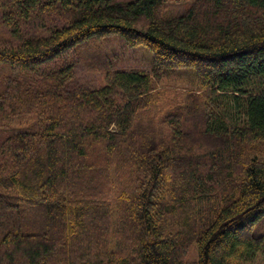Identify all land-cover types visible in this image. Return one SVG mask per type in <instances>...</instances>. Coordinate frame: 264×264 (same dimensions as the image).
Segmentation results:
<instances>
[{"label":"trees","instance_id":"16d2710c","mask_svg":"<svg viewBox=\"0 0 264 264\" xmlns=\"http://www.w3.org/2000/svg\"><path fill=\"white\" fill-rule=\"evenodd\" d=\"M1 69L0 264H264V0H0Z\"/></svg>","mask_w":264,"mask_h":264},{"label":"rangeland","instance_id":"374dc122","mask_svg":"<svg viewBox=\"0 0 264 264\" xmlns=\"http://www.w3.org/2000/svg\"><path fill=\"white\" fill-rule=\"evenodd\" d=\"M133 0H112V2H130ZM90 46L97 52L101 51L110 61L115 70L139 69L145 72L150 70L151 52L145 47H130L124 40L117 35L101 38H91ZM87 48H90L87 46ZM2 69L0 70V74ZM3 74V73H2ZM102 83V76L99 71L89 72L82 62L77 63L74 68L73 76L68 85L69 89L87 90L94 89ZM17 130V127L14 128ZM6 133V130H3ZM0 128V138L5 135Z\"/></svg>","mask_w":264,"mask_h":264}]
</instances>
